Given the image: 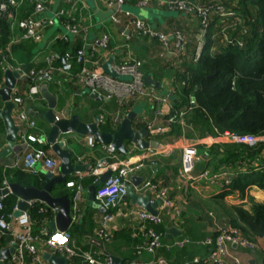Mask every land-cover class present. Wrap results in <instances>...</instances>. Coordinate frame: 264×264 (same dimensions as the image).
<instances>
[{
	"label": "crops",
	"instance_id": "obj_1",
	"mask_svg": "<svg viewBox=\"0 0 264 264\" xmlns=\"http://www.w3.org/2000/svg\"><path fill=\"white\" fill-rule=\"evenodd\" d=\"M46 1L51 11H55L62 6L71 8L70 4L65 3L63 0ZM82 1L85 2L86 6H81L80 1L77 0V4L72 8L73 11L71 12L75 20L81 25L89 27L88 42L94 36L107 32L114 45H121L116 50L97 51L94 57L87 62V66L103 71L102 65L109 58H113V62H120L121 59L125 60L130 57L140 59L142 61L144 76H149L153 81L152 84L145 85L159 95L167 96L168 101L164 104H155L147 98H139L125 106H121L117 99H108L101 93H99L101 98H91L89 91L79 85L76 80L66 79L59 73H56V78L58 80L60 78L59 82L48 85L47 90L57 98L54 113L59 119H68L72 115L78 114L83 122H93L97 116H100L98 128L101 131L111 132L119 127L121 121L128 113L135 111V118L132 121L134 129L146 128L145 122L149 120H155L157 123L165 125L166 115L164 112L176 110L173 103L174 99L181 101L183 77L186 75L188 67L195 64L192 58L201 42L203 41L205 44L207 36L211 33L210 37L213 40L211 51L216 47L218 49L219 42H221L220 45H226L221 35V29L224 25L222 26L216 17H213L206 37L202 38L199 35L198 20L194 15L179 13L176 16L166 13L167 9L163 7H148L152 8L149 17L153 20V23L150 22V18L146 20L155 28L168 33L173 29H179L187 36L188 46L186 56L178 59L173 54L172 49H165L156 38L138 35L127 38L126 34L128 30L123 26V29H120V25L113 24L109 19L108 21L105 19L101 23H96L93 17L94 11L108 10L103 0ZM135 2L136 0H127L126 4L128 6H135ZM30 10L31 5L24 3L23 6L16 10V16H26ZM225 25H231V23H226ZM63 32L65 30L62 26L54 25L52 28L47 29L45 32L46 36L44 35L40 43L31 41L16 42L15 48L10 50L11 58L9 59V66L17 64L30 67L46 66L44 59L50 52L56 53L54 50L55 40H59V35ZM17 33H19V30L13 29L11 31V38H15ZM68 37L69 40L66 42H70L69 47L73 46L74 41L79 40V38H73L70 34H68ZM40 44L42 45L40 46ZM78 68V65H74L73 71H77ZM1 82L0 87L3 85V78ZM26 85V80L20 78L16 80V88L19 94L23 92ZM192 97L194 96L190 94L187 100L188 103L182 107L183 109L187 106H192L190 112L185 116V124L181 125L178 123V132H172V123L167 127L166 133H150L146 137L147 140L154 139L162 143L165 147L163 151L159 149L150 150L148 148L138 149L126 141L128 155L117 152L116 159H110L109 165L103 169L96 168L95 163L105 155V144L95 141L94 146L90 147L86 143V135H79L74 131L69 132V135H61V138L65 141L64 148L72 152L71 159L73 163L84 166V170L74 172L67 177L66 181H75L76 184L73 187H67L66 181L62 187L59 185L56 187L57 195L66 193L71 200L70 211L72 222L66 232L70 239L69 245L76 253L88 252L101 260H105L108 256H113L119 263L127 262L131 259L150 261L153 258L152 254L143 252L141 255H137L135 252L136 245L143 241V236L137 232L136 215L129 213L127 215L122 214L127 209L140 206L132 202L130 197L128 198L127 196L119 204L122 214L115 216L110 223L109 230L111 237L108 242L104 243L105 249L98 248L94 244L95 240H100L95 233V229L98 217L104 210L101 207L95 208L92 205L89 206L88 185L93 183L106 170H111V173H114L120 162L135 163L143 160L146 163V167L132 176L142 177V180L149 178L153 182L167 186L170 197L179 207L180 213L176 215L169 208L161 207V201L155 195L149 193L143 194L148 199L150 205L155 203L154 209L162 218V222L150 226L162 234L164 245L182 237L190 239V242L182 248L171 247L167 249L165 246H162L157 250L156 255L164 256L172 264H196L193 262L195 258H205L209 251L208 247L203 243L206 237L214 236L221 228L226 226L238 229V227L231 224V220L237 217L235 207H242L249 211L251 201L264 202V188L257 185L246 186L244 190H230L229 188L231 180L236 173L248 171V164H241L234 168L228 164L215 161L218 167L213 169L214 161L208 156V150L211 145L222 144L227 140L224 137L221 138L222 136L218 134L213 135L208 133L201 126L193 123V107L195 102L194 105H190ZM3 106L4 102L0 98V109ZM24 107L28 114L35 118L37 124L39 122L48 126L47 122L40 117V114L48 109L47 103L41 94L35 99L25 98ZM159 110H161L162 114L157 113ZM107 122L111 126L110 130L105 129ZM39 132H41L40 129ZM6 144V129L3 120L0 118V149L4 148ZM16 145V149L4 159H1L0 164L9 162L12 158L16 159V156H18L20 160L19 164H21L23 152L18 141ZM185 145L196 147L198 152L199 160L196 163L194 173L197 174L204 169L215 171L223 166H228L230 167L228 177L230 184L224 185L221 181L211 183L205 180H197L192 186L185 185L181 179L179 180L181 151ZM46 150L48 155L58 160L60 165V159L52 152L51 148L48 146ZM260 160L264 163L263 158ZM151 162H155L156 164ZM251 166L252 169H257L253 164ZM8 170L21 171L23 174L15 182L25 186L36 184L46 172L39 163L35 165L33 172L22 170L21 165L7 168L5 172ZM58 174L59 166L54 172V175ZM9 175L11 176V174ZM5 179L7 182H10L8 178H4L0 186H2ZM78 186H80V189H78ZM78 191L80 193L79 198L76 196ZM17 199L18 197L16 196V201ZM43 206L49 207L45 204ZM53 219V216L50 217L48 222L49 229L50 222ZM15 229L19 230L20 228L15 225ZM168 229L172 231H167ZM70 230L71 232H69ZM244 235L255 240L258 248L254 250L230 244L228 246V256L225 259L226 262L228 264H264V236ZM7 241V236L1 238L0 249L10 248L7 247ZM0 264L8 263L4 261L0 262ZM73 264H83L82 258L75 256Z\"/></svg>",
	"mask_w": 264,
	"mask_h": 264
},
{
	"label": "built area",
	"instance_id": "obj_2",
	"mask_svg": "<svg viewBox=\"0 0 264 264\" xmlns=\"http://www.w3.org/2000/svg\"><path fill=\"white\" fill-rule=\"evenodd\" d=\"M63 1L69 3L71 8L62 6L55 11H51L46 0H0V13L9 20L11 31L13 29L19 30L17 36L10 38L5 47L0 46V62L4 67H11L12 70L18 71L20 79L27 82L22 93L19 94L16 84L11 92V100L14 104L11 114L15 124L19 127L16 142L18 141L20 144L23 157L21 164H19L18 156H16V159L12 158L9 162L0 164L3 173L7 168L19 165H21L22 170L33 172L35 165L38 163L42 165L46 172L52 174L58 169V160L48 155L46 150L48 146L50 147L46 141V136L39 132L35 118L31 117L24 107L25 98L35 99L40 96V89L43 86L47 87L52 83L59 82L60 78L59 80L56 78V73L66 79L76 80L79 85L89 92H98L108 99H117L121 106H125L139 98H147L155 104H164L168 101L167 96L159 95L145 85L140 59L130 57L125 60L121 59L120 62H112L110 67L117 77L110 76L98 69L89 68L87 62L94 57L97 51L116 50L121 45H114L107 32L94 36L88 42L89 27L81 25L72 16L71 11L76 6L77 0ZM79 1L81 6H86L84 1ZM103 2L108 10L114 8L108 19L113 24L126 28L128 30L127 38L137 35L156 38L165 49H172L173 54L178 59L186 56L188 39L183 31L173 29L168 33L158 30L148 20L139 18L129 10L123 9V5L126 4L127 0H103ZM24 3L31 5L30 12L26 16L17 17L16 10ZM229 4L228 0H136L135 2V6L141 8L156 6L170 11L194 15L198 20L199 35L202 38L206 37L213 17H216L221 24H224L221 33L224 32L222 40L225 43L229 41V36L225 33L228 28L234 29L238 25L241 26L243 34L248 31L247 26L243 25V18L230 8ZM56 23L65 30L59 35L60 39L68 41V34H70L73 38H79L82 45L74 52L65 51L60 54L50 52L44 59L46 66L30 67L23 64L9 66L12 44L19 41L40 43L47 29L52 28ZM226 23H231V25H225ZM238 43L242 45L241 40ZM203 44L202 41L192 61L196 62L199 59ZM57 60L59 64L55 66ZM74 65L79 67L75 72L73 71ZM121 77L125 78L121 79ZM0 84H2L1 81ZM194 102V97H192L190 105H194ZM191 108L192 106H187L179 111L164 112L166 115L165 125L159 124L155 120H149L145 122V126L151 133L164 134L167 132V127L174 122L184 125L185 116ZM157 113L162 114L161 110ZM55 119L59 120L58 116L55 115ZM224 135L232 142L248 145H253L264 139L263 136L254 134L241 135L225 132ZM86 143L90 147L94 146L95 140L92 135H86ZM104 149L105 155L96 161V168L103 169L109 165L110 159H116L118 151L114 144L107 143L104 145ZM148 149L152 150V148ZM262 158H264V152L254 159L251 164L256 168L264 167V163L260 160ZM198 160L196 147L188 145L182 147L179 180L181 179L185 185L193 186L197 180H205L211 183L221 181L224 185L230 184L228 178L230 167L223 166L215 171L204 169L196 174L194 170ZM151 163L156 164L155 162ZM145 167L146 163L143 160L135 163L120 162L116 171L111 173L96 188L94 199L104 212L98 217L95 233L103 243L110 240V223L115 216L122 214L119 204L127 196L126 187L130 177ZM7 184L8 182L5 179L2 186H7ZM65 184L67 187H73L76 183L70 180L66 181ZM78 189H80V186H78ZM132 190L138 195L146 193L155 195L160 199L161 207L169 208L174 214L179 215L180 209L170 197L167 186L153 182L148 178L133 185ZM76 196L77 198L80 197L79 191ZM18 199L12 207V211L5 214L1 213L4 206L0 201V240L7 236V247H12L8 257L6 259L0 257V262L7 261L8 264H49L43 257V254L48 252L52 255L62 256L66 260V264H73L75 256L81 257L83 264H115L110 256L100 262L97 257L88 252L76 253L69 245L70 239L66 231L50 230L48 222L50 217H55L58 211L57 206L47 208L39 201L30 199L27 200L26 210H21ZM37 203L41 205L37 212L46 215L39 222L32 217L29 211ZM128 213L136 215L137 232L143 236V241L135 247L136 254L141 255V253L146 252L152 254L153 258L150 261L131 259L119 264H172L164 256L156 255L157 250L162 246L167 249L171 247L182 248L190 242L188 237H182L164 245L162 234L150 226L162 222V218L158 213L155 214L144 208L134 207L127 209L122 215ZM15 225L20 229L16 230ZM56 236H60L64 242L61 243L59 240H55L54 237ZM203 243L209 251L205 258H195L193 262L196 264H228L225 259L228 256V246L230 244L254 250L258 248L255 240L245 236L240 230L229 226L221 228L214 236L206 237Z\"/></svg>",
	"mask_w": 264,
	"mask_h": 264
},
{
	"label": "trees",
	"instance_id": "obj_3",
	"mask_svg": "<svg viewBox=\"0 0 264 264\" xmlns=\"http://www.w3.org/2000/svg\"><path fill=\"white\" fill-rule=\"evenodd\" d=\"M228 1V6L243 18V25L248 28L247 33L243 34L241 26L238 25L234 29L228 28L225 33L228 34L229 41L226 45L218 46L213 53L210 33L199 59L188 67L183 77L181 101L174 99L173 103L175 111H179L188 103V96L192 94L195 98L193 123L208 133L226 138V142L211 145L208 150V156L214 161L213 169L218 167L215 161L234 168L243 163L248 164V171L233 176L230 190H244L249 185L264 188V167L252 169L251 166V162L264 152V139L248 145L232 142L224 135L229 132L264 137V0ZM10 38L9 20L0 13V46L5 47ZM240 40L242 45L238 43ZM69 43L56 39L55 52H74L81 46L78 39L72 42V47H69ZM15 45H11L12 50ZM58 64L57 60L55 66ZM3 68L0 62V81ZM110 127L107 122L105 129L110 130ZM175 131H179L177 122L172 127V132ZM8 173L11 174L10 181H16L23 174L17 170H9L3 174ZM46 180V175H43L33 185L41 187ZM0 201L4 206L1 213L5 214L12 211L16 196L8 194ZM40 206L37 203L29 210L37 222L46 216L37 212ZM235 211L237 217L231 220L233 226L246 235L264 236V202L253 200L249 211L242 207H235Z\"/></svg>",
	"mask_w": 264,
	"mask_h": 264
},
{
	"label": "water",
	"instance_id": "obj_4",
	"mask_svg": "<svg viewBox=\"0 0 264 264\" xmlns=\"http://www.w3.org/2000/svg\"><path fill=\"white\" fill-rule=\"evenodd\" d=\"M114 8L107 11H94L93 17L96 23H101L105 19H108ZM120 29H123L121 26ZM113 58H109L103 65L102 69L110 76L117 77L116 73L111 69ZM3 85L0 87V98L4 102V106L0 109V118L3 120L4 127L6 129V141L7 144L4 148L0 149V160L4 159L13 150L16 149V138L19 127L15 124L11 111L14 106L11 100V92L16 84V80L19 77L18 71L11 68L3 69ZM152 80L149 76H144V83L146 85L152 84ZM41 96L47 103V111L40 114V117L44 119L48 124V132L46 135V141L50 145L52 152L60 159L59 174L54 175L49 172H45L47 180L37 187L35 185L25 186L15 181L8 182L7 186L0 187V198L7 196L8 194H14L17 196L19 208L26 210L27 200L35 199L46 206H57L58 211L50 222V229H57L59 231H66L71 222V200L66 193L58 194L56 192V186L65 183L67 177L74 172H80L84 170V166L81 164L73 163L71 159L72 152L64 148L65 141L61 138L68 132L74 131L79 135H92L94 140L99 143L107 144L112 143L115 145L118 152L128 155L126 147V141L133 144L138 149H159L164 150L165 147L157 140H147L146 137L150 135V131L145 128L134 129L132 127V121L135 118V111L128 113L121 121L119 127L111 132L101 131L98 128V122L100 116H97L93 122H83L78 114L72 115L68 119H55L54 108L56 107L57 98L50 94L46 86L40 89ZM91 98L99 99L100 94L98 92H89ZM61 138V139H60ZM111 174V170H106L93 183L88 185V200L91 202L92 207L99 208L100 205L94 199V193L96 188ZM142 177L131 176L129 183L127 184V197L136 203L138 206L145 208L146 210L157 213L154 209L155 203L150 205L145 195L135 194L132 190L133 185L140 183ZM19 213V212H18ZM171 229H168L169 231ZM172 231V230H171ZM94 244L101 249H105L104 243L101 240H95ZM12 251V247L0 249V257L6 259L9 253ZM43 257L49 264H66V260L62 256L52 255L47 252L43 254ZM115 264L119 261L112 256Z\"/></svg>",
	"mask_w": 264,
	"mask_h": 264
},
{
	"label": "rangeland",
	"instance_id": "obj_5",
	"mask_svg": "<svg viewBox=\"0 0 264 264\" xmlns=\"http://www.w3.org/2000/svg\"><path fill=\"white\" fill-rule=\"evenodd\" d=\"M123 9H125V10H129L133 15H135V16H137V17H139V18H143V19H149L150 17H149V15H150V11L152 10V8H141V7H137V6H128L127 4H124L123 5ZM166 13H169V14H172V15H176L177 16V14H179V12H177V11H170V10H166ZM107 21H108V19H107ZM110 21V20H109ZM150 22L151 23H153V20L150 18ZM110 23V22H109ZM56 25H58V23H56ZM224 24H222V26H223ZM46 36V35H45ZM220 44H221V42H219V45L218 46H220ZM42 44H40V46H41ZM217 48V47H216ZM216 48H214V50H212L211 52L213 53L214 51H216L217 49ZM125 77H121V79H124ZM19 81H21V80H19ZM37 126H38V128L41 130V134L42 135H45V133L47 134V132H48V126H46L45 124L43 125V124H40L39 122H38V124H37ZM69 133V132H68ZM68 133H66V134H64V135H69ZM9 171V170H8ZM10 173H8V174H6V175H4L3 174V171H2V168L0 167V185H1V182H2V180L4 179V178H11L10 177V175H9ZM64 185V183L63 184H61V185H59L60 187H62ZM58 186V185H57ZM56 186V187H57ZM69 191V190H68ZM89 206H91V202L89 203ZM69 232H71V230L69 231ZM99 261L100 262H103V260H101V259H99Z\"/></svg>",
	"mask_w": 264,
	"mask_h": 264
},
{
	"label": "snow or ice",
	"instance_id": "obj_6",
	"mask_svg": "<svg viewBox=\"0 0 264 264\" xmlns=\"http://www.w3.org/2000/svg\"><path fill=\"white\" fill-rule=\"evenodd\" d=\"M54 239H55V240H59L61 243L64 242L63 239H62L60 236H56V237H54Z\"/></svg>",
	"mask_w": 264,
	"mask_h": 264
}]
</instances>
